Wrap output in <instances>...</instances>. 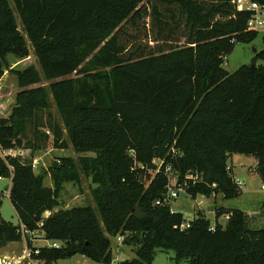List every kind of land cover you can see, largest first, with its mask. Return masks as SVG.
<instances>
[{
    "label": "trees",
    "instance_id": "trees-1",
    "mask_svg": "<svg viewBox=\"0 0 264 264\" xmlns=\"http://www.w3.org/2000/svg\"><path fill=\"white\" fill-rule=\"evenodd\" d=\"M11 1L0 0V80L8 57L26 58L31 49L39 68H10L18 91L0 116V146L30 153L0 156L19 219L13 225L0 215V248L21 241L22 224L62 242L41 248L44 264L76 254L112 264L110 237L118 234L134 256L115 264H151L157 249L173 250V264H264V226L247 227L244 211L216 208V219L229 217L214 230L197 211L180 229L183 215L165 196L171 163L178 182L199 174L186 187L192 197H236L232 153L253 156L264 185V48L254 49V67L223 66L237 43L258 34L246 28L249 11L232 0ZM49 95L63 127L52 119ZM43 127L53 148L69 142L76 154L52 161L51 186L31 166L49 139ZM153 159L162 160L158 171ZM80 173L94 184L95 206L55 209L63 183H78Z\"/></svg>",
    "mask_w": 264,
    "mask_h": 264
},
{
    "label": "rangeland",
    "instance_id": "rangeland-1",
    "mask_svg": "<svg viewBox=\"0 0 264 264\" xmlns=\"http://www.w3.org/2000/svg\"><path fill=\"white\" fill-rule=\"evenodd\" d=\"M11 6L12 1L9 0ZM17 24L21 32L22 26L19 20V16L14 12ZM132 31V30H131ZM26 38V37H25ZM28 43V41H27ZM29 45V43H28ZM30 47V45H29ZM264 47V35L261 29L258 30L256 38L249 43H237L233 51L228 54L223 62V66L226 70L232 72L237 67L242 64H250L251 59L255 54V51H259ZM9 63L4 72L3 77L0 80V116H6L9 114L13 104L15 93L18 91V86L15 80L14 74L10 71V68H22L30 63H35L39 68L35 55L32 49L29 51V56L23 59L14 58L13 56L8 57ZM258 62V61H257ZM256 62V63H257ZM47 85L48 81L45 80L41 75V83ZM50 108L49 112L52 116L53 121L58 123L61 127L62 120L56 109V106L49 95ZM48 135L49 139L40 143L39 149L33 152V158L38 159V165L33 168L35 173L42 172L44 175V183L47 186L52 185V178L48 171L49 165L57 157L60 156H71L75 157L71 144L68 142V146L65 149H56L52 147L51 130L47 127L41 129ZM27 137H30V131L27 130ZM63 137L66 138L65 131L63 130ZM24 155H29L30 149H21ZM88 154H92L89 152ZM227 165L232 169L231 175L233 179H239L242 182L240 187V193L231 199H224L220 193L215 196H210L209 198H201L197 196L192 199L186 192L181 191L177 198L170 201V208L176 212H180L183 215L184 221H190L196 214L200 211L204 216L209 219L210 224L213 223V218L210 216L212 211H216L217 204L221 205L226 209L238 208L246 214L245 225L249 228L256 229L264 226V213L262 212V197L264 191L261 189L262 182L258 176L255 167L256 162L254 158L250 155H245L242 153H232L227 159ZM79 182H64L63 188L59 195V206L55 209L70 208L72 206L78 205H90L95 206L94 201L91 196V188L94 184L91 182L89 177H86L82 173L79 176ZM10 186L9 178L0 179V196H1V207L0 215L1 217L13 225L19 224V219L16 212L10 202L8 196V189ZM200 202V203H199ZM196 203H199L197 205ZM47 212L44 213L43 217H46ZM252 215V217H248ZM224 218H220L221 223H225ZM48 241L44 239V233L37 229L32 231L31 235H27L25 238L22 237L21 241L12 242L10 245H6L0 248V255L7 257H17L20 256L25 247L29 245L43 246ZM113 264L119 263L123 259H129L134 256L133 250L130 246L123 244L121 241L117 240L116 237H110ZM174 251L171 249L161 250L157 249L151 264H173ZM39 264H44L43 260ZM53 264H98L87 257L76 254L73 256H68L63 259L56 260ZM180 264H187L185 261L180 262Z\"/></svg>",
    "mask_w": 264,
    "mask_h": 264
},
{
    "label": "built area",
    "instance_id": "built-area-1",
    "mask_svg": "<svg viewBox=\"0 0 264 264\" xmlns=\"http://www.w3.org/2000/svg\"><path fill=\"white\" fill-rule=\"evenodd\" d=\"M232 2L235 5L237 10L249 11V17L246 22V28L248 30L258 31L259 29L263 27L264 25V0H232ZM7 155L15 156V155H24V154L21 151V149H3L0 146V156L5 157ZM152 162L153 164L156 165V168H157L156 171H158L162 164V160L153 159ZM38 163L39 162L37 158H32V162H31L32 168L36 167ZM164 172L166 173L167 180H168L167 185H166L165 196L170 201L172 199L177 198L181 191L186 192L192 199H195L197 196H200L202 199L208 198L204 194H197L195 197H192L191 194H189L186 191V187L189 184H194L195 182H198L199 180H201L199 174L189 171L184 174L181 182H178L177 180L178 175L173 171L171 163L165 164ZM235 182L238 187H241L242 182L239 179H236ZM214 186L215 184L213 183L212 187ZM261 189L264 191V185H261ZM214 195L215 194L212 193L210 196H214ZM155 203L160 204V200H155ZM199 203H196V204L199 205ZM262 212L264 213V208H262ZM210 216L213 218V223L210 224L209 229L214 230V227L217 221L216 216H215V211H212ZM228 217H229V214L220 215V218H224L225 220H227ZM248 217L251 218L252 215H249ZM189 225H190V221H183L180 225V229L187 228L189 227ZM20 231H21L23 238H25L27 235L32 234V231H29L28 229H26L22 224H20ZM114 237H116L117 240L122 242L124 235L118 234ZM46 240L48 242L43 246L29 245L25 247L22 254L17 257H7V256L0 255V264H39V262H41L42 259L38 258L37 255L40 253V250L42 247L58 248L59 246L62 245V242L58 240H51V239H46Z\"/></svg>",
    "mask_w": 264,
    "mask_h": 264
},
{
    "label": "crops",
    "instance_id": "crops-1",
    "mask_svg": "<svg viewBox=\"0 0 264 264\" xmlns=\"http://www.w3.org/2000/svg\"><path fill=\"white\" fill-rule=\"evenodd\" d=\"M258 32V31H257ZM261 32H262V34L264 35V25H263V27L261 28ZM264 48V47H263ZM262 48V49H263ZM262 61L261 60H259L257 63H261ZM253 157V156H252ZM254 158V157H253ZM254 160H255V162H256V159L254 158ZM232 170V169H231ZM239 189H240V187H239ZM216 195V194H215ZM214 195V196H215ZM210 200H211V197H208ZM218 206L216 207V208H219V207H223L222 205H221V203H219V204H217ZM224 208V207H223ZM172 210V209H171ZM174 211V210H173ZM47 214H48V212H47ZM217 221L219 222V223H221L220 222V217L217 219ZM10 244H12V243H9L8 245H10Z\"/></svg>",
    "mask_w": 264,
    "mask_h": 264
},
{
    "label": "water",
    "instance_id": "water-1",
    "mask_svg": "<svg viewBox=\"0 0 264 264\" xmlns=\"http://www.w3.org/2000/svg\"><path fill=\"white\" fill-rule=\"evenodd\" d=\"M251 66L254 67V66H255V62H252V63H251Z\"/></svg>",
    "mask_w": 264,
    "mask_h": 264
}]
</instances>
